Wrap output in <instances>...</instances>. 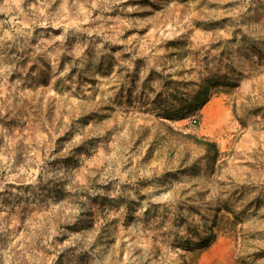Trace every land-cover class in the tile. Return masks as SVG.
I'll return each instance as SVG.
<instances>
[{
	"label": "rangeland",
	"instance_id": "1",
	"mask_svg": "<svg viewBox=\"0 0 264 264\" xmlns=\"http://www.w3.org/2000/svg\"><path fill=\"white\" fill-rule=\"evenodd\" d=\"M0 264H264V0H0Z\"/></svg>",
	"mask_w": 264,
	"mask_h": 264
}]
</instances>
